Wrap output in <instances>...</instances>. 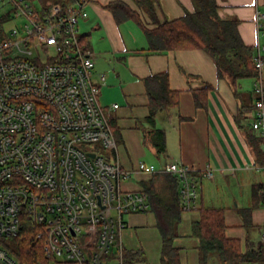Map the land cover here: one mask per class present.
I'll list each match as a JSON object with an SVG mask.
<instances>
[{
  "label": "built area",
  "instance_id": "1",
  "mask_svg": "<svg viewBox=\"0 0 264 264\" xmlns=\"http://www.w3.org/2000/svg\"><path fill=\"white\" fill-rule=\"evenodd\" d=\"M94 1L0 0V15L24 18L0 40V264H26L2 241L18 235L23 219L44 238L48 264H125V216L150 206L146 190L126 189L125 181L175 176L183 209L195 210L199 179L214 176L208 166L176 161L122 165L93 79L94 52L79 27ZM255 62L251 125L264 136V45Z\"/></svg>",
  "mask_w": 264,
  "mask_h": 264
},
{
  "label": "crops",
  "instance_id": "2",
  "mask_svg": "<svg viewBox=\"0 0 264 264\" xmlns=\"http://www.w3.org/2000/svg\"><path fill=\"white\" fill-rule=\"evenodd\" d=\"M110 1L113 0H95L89 4L88 17L80 21L79 27L94 52L93 79L100 87L101 103L116 127L122 165L136 169L140 161L157 167L176 161L199 170L210 167L214 176L199 179L200 205L224 208L227 237L240 239L242 251H246L248 246L255 250L260 242H264V204L252 209L250 226L244 225L239 210L255 202L254 187L264 183V157L260 162L249 135L261 137L263 154L264 136L251 125L254 108L247 113L248 118L242 120V124L239 125L236 120L240 108L248 101L255 80L249 88L242 82L244 94L239 99L229 79L217 76L216 65L206 51H153L143 27L131 18L118 21L112 11L105 7ZM122 1L140 13L147 27H155L142 0ZM217 3L222 18L239 20L238 29L247 44L255 46L256 50L258 45H264V18H257L259 11L264 12V0H217ZM154 4L156 17L160 21L182 16L196 7L194 0H154ZM130 21L136 29L130 26ZM82 23L85 24L84 30ZM164 71L169 73L170 85L179 90L180 95L178 108L170 113L165 110L157 113L155 125L165 129L167 141L166 153L159 154L150 138L146 140L153 126L148 120L149 97L144 79ZM207 84L213 87L208 93V105L199 107L195 103L193 90ZM155 175L159 178L154 181L157 191L170 197L166 180L168 175L162 172L137 173L125 181L123 187L145 190L144 184L152 183ZM145 213L129 214L131 219L126 220L123 239L128 231H137L149 225L145 224ZM154 218L153 226L159 232L158 258L161 264L164 263L161 259L163 241L157 219ZM199 218L198 209L184 210L181 214L179 235L174 241L179 250L180 264H202L199 239L192 233V224ZM125 247V264L129 254L138 251L143 253V258L131 264L149 261L151 250L144 243L142 246L125 244ZM216 256L211 255L207 264H218ZM263 260L244 264H264Z\"/></svg>",
  "mask_w": 264,
  "mask_h": 264
},
{
  "label": "trees",
  "instance_id": "3",
  "mask_svg": "<svg viewBox=\"0 0 264 264\" xmlns=\"http://www.w3.org/2000/svg\"><path fill=\"white\" fill-rule=\"evenodd\" d=\"M63 4H70L73 0H54ZM195 10H187L182 16L160 21L156 17L154 0H142L148 14L151 16L155 27H147V23L141 18L140 13L133 9L127 2L113 0L105 7L110 9L118 21L124 19L136 20L144 29L150 47L155 52H164L179 49H203L213 59L217 76L228 78L231 82L236 96L242 97V82L251 78L256 80L259 69L255 62L256 47L247 44L238 29L237 18H222L219 14L217 0H194ZM8 15H0V40L6 38L5 22ZM86 40V36L83 35ZM145 85L149 97L150 114L148 120L153 126L149 131L150 141L157 148V153L164 154L167 151L166 131L164 128L156 127V116L160 110L171 112L179 107L180 91L170 85L169 73L167 71L154 73L147 76ZM207 84L200 89H194L195 103L199 107H207L208 93L212 89ZM256 93L253 88L248 101L243 104L236 117L237 123L248 118L255 108ZM111 125L117 138L116 127ZM253 141L256 155L261 162L264 154L262 150V139L260 136L249 135ZM166 177L169 183L170 197L162 195L157 191L154 181L159 179L154 176L152 183H145L144 187L148 193L149 210L154 212L157 219V226L160 230L163 248L162 261L166 264H180L178 248L174 245L178 237V225L181 214L184 211L179 193V181L177 177ZM253 197L255 202L246 208L240 209L244 219V225L252 224L250 214L253 208L264 204V183L254 187ZM200 218L192 224V233L199 239V251L202 264H207L211 255H217L222 264H244L245 262L264 259V242H260L255 250L248 246L242 251L241 241L237 238H229L226 235L227 224L225 222V209L222 207L200 206ZM37 229L27 220H22V225L17 236L14 237V244L8 245L22 262L26 264H48L44 251V238L37 236ZM127 264H131L143 258L142 252L130 253Z\"/></svg>",
  "mask_w": 264,
  "mask_h": 264
},
{
  "label": "rangeland",
  "instance_id": "4",
  "mask_svg": "<svg viewBox=\"0 0 264 264\" xmlns=\"http://www.w3.org/2000/svg\"><path fill=\"white\" fill-rule=\"evenodd\" d=\"M32 1L36 6L40 7L43 5H48L54 0H32ZM23 23H24L23 17H15V18L8 20L6 22L5 27L7 30H9L12 27L22 28ZM130 26L131 27L133 26L132 21H130ZM133 27L136 29V26H133ZM84 28H85V24L82 23V30H84ZM243 81L245 82V84L249 88V87H251L253 79L248 78V79H244ZM248 90H250V89H248ZM147 152H149V151H147ZM186 211H188V210H186ZM191 211H195V210H191ZM145 214L147 215V217H146L147 223H145V224H149V225L147 227L140 228V230L138 229L137 230L138 233L135 230L128 231L124 237V241H125L126 245H130V246L140 245V246H142V243H144L145 245H147L150 248L151 252L149 253V257H148L149 261L146 263H143V264H160L159 258H158L159 232H158V229L153 226L155 216H154L152 211H147ZM125 219L130 220L131 219L130 215H126ZM2 241L6 242L10 246H12L14 244V238H12V237H4L2 239ZM0 245H2V243H0ZM161 264H166V263H161Z\"/></svg>",
  "mask_w": 264,
  "mask_h": 264
},
{
  "label": "water",
  "instance_id": "5",
  "mask_svg": "<svg viewBox=\"0 0 264 264\" xmlns=\"http://www.w3.org/2000/svg\"><path fill=\"white\" fill-rule=\"evenodd\" d=\"M216 257H217L218 264H222L221 261H220V259H219V257L218 256H216ZM210 259H211V257H210Z\"/></svg>",
  "mask_w": 264,
  "mask_h": 264
}]
</instances>
